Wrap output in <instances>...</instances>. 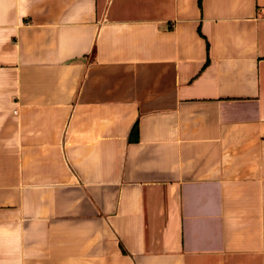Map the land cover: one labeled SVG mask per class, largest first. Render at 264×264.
I'll return each instance as SVG.
<instances>
[{
	"label": "crops",
	"instance_id": "1",
	"mask_svg": "<svg viewBox=\"0 0 264 264\" xmlns=\"http://www.w3.org/2000/svg\"><path fill=\"white\" fill-rule=\"evenodd\" d=\"M0 264H264V0H0Z\"/></svg>",
	"mask_w": 264,
	"mask_h": 264
}]
</instances>
